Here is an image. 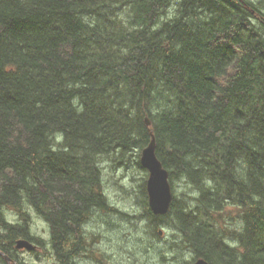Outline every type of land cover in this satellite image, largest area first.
<instances>
[{"label":"trees","instance_id":"1","mask_svg":"<svg viewBox=\"0 0 264 264\" xmlns=\"http://www.w3.org/2000/svg\"><path fill=\"white\" fill-rule=\"evenodd\" d=\"M153 136L196 196L155 216L136 161L142 214L121 215L168 230L167 263L264 264V0H0V264H29L21 239L93 254L106 163Z\"/></svg>","mask_w":264,"mask_h":264},{"label":"rangeland","instance_id":"2","mask_svg":"<svg viewBox=\"0 0 264 264\" xmlns=\"http://www.w3.org/2000/svg\"><path fill=\"white\" fill-rule=\"evenodd\" d=\"M135 155L130 159L131 163L127 168L123 166L115 168L109 162L105 165L104 187L112 210L102 212V215L94 218L88 225L90 233L93 235L91 239V250L95 251L93 254L95 253L103 261V264H182L185 260L190 261L192 258L190 254L181 258L180 262L167 263L163 261L161 259L163 256H168V258L172 256L171 254L159 255L160 250L169 251L168 241L171 239V235L169 232L166 233L168 230L162 227L159 230V235L160 231L163 232V235H160L161 238H152L149 233H146V222L136 223L133 219L131 222L121 215V212L132 216L142 214L141 208L137 205V191L146 173L136 165V161L140 162V158L137 156L141 157V153L136 152ZM174 194L179 200H187L189 197L196 196L192 187L186 181L180 180L176 181ZM112 206L116 211L118 209V212H113ZM230 211L235 216L233 219L239 218V212L235 208ZM30 214L32 232L49 240L48 225L34 209L30 210ZM8 218L14 223L18 221L15 212L9 213ZM49 246L48 244L46 250L41 249L34 253L22 250L20 257L29 264H57ZM93 254L82 251L76 264H98L94 261L95 259L91 258Z\"/></svg>","mask_w":264,"mask_h":264},{"label":"water","instance_id":"3","mask_svg":"<svg viewBox=\"0 0 264 264\" xmlns=\"http://www.w3.org/2000/svg\"><path fill=\"white\" fill-rule=\"evenodd\" d=\"M146 122L148 126H151L148 119H146ZM156 145V139L153 136L147 147L142 151L140 163L142 168L148 172L146 186L149 208L155 216H165L169 212L173 201V190L169 179L170 174L156 155ZM160 234H163L162 231H160ZM16 249L33 252L37 249V246L21 239L16 242ZM193 264L208 263L203 259H199Z\"/></svg>","mask_w":264,"mask_h":264},{"label":"flooded vegetation","instance_id":"4","mask_svg":"<svg viewBox=\"0 0 264 264\" xmlns=\"http://www.w3.org/2000/svg\"><path fill=\"white\" fill-rule=\"evenodd\" d=\"M113 210H115V212H118V210L116 211V209L114 208V206H113ZM42 248H40V247H38V249H37V251L36 252H38L39 250H41ZM85 253V252H84ZM96 258V259H95ZM94 259V261L95 262H97L98 264H103V261L99 258V257H95ZM56 263H57V261H56ZM58 264V263H57Z\"/></svg>","mask_w":264,"mask_h":264},{"label":"bare ground","instance_id":"5","mask_svg":"<svg viewBox=\"0 0 264 264\" xmlns=\"http://www.w3.org/2000/svg\"><path fill=\"white\" fill-rule=\"evenodd\" d=\"M155 138V137H154ZM147 179H148V177H147ZM146 182H147V180H146ZM148 201H149V199H148ZM113 205V204H112ZM115 205V204H114ZM113 207V206H112ZM118 210V209H117ZM115 210H113V212H114ZM170 211V210H169ZM7 213V212H6ZM116 213V212H115ZM106 214V213H105ZM109 214V213H108ZM102 215V214H101ZM127 215V214H126ZM131 218V217H130ZM130 220V219H129ZM163 233V232H162ZM104 234V233H103ZM85 235V234H84ZM161 235V234H160ZM163 235V234H162ZM161 235V236H162ZM50 247V246H49ZM185 250V249H184ZM115 251V250H114ZM47 254V253H46ZM155 256V255H154ZM42 259V258H41ZM43 261V260H42ZM186 263V262H185ZM194 263V262H193Z\"/></svg>","mask_w":264,"mask_h":264}]
</instances>
